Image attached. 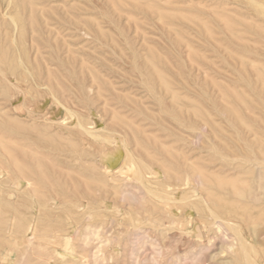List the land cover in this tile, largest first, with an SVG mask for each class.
Returning <instances> with one entry per match:
<instances>
[{
    "label": "rangeland",
    "instance_id": "1",
    "mask_svg": "<svg viewBox=\"0 0 264 264\" xmlns=\"http://www.w3.org/2000/svg\"><path fill=\"white\" fill-rule=\"evenodd\" d=\"M262 76L264 0H0V264H264Z\"/></svg>",
    "mask_w": 264,
    "mask_h": 264
},
{
    "label": "bare ground",
    "instance_id": "2",
    "mask_svg": "<svg viewBox=\"0 0 264 264\" xmlns=\"http://www.w3.org/2000/svg\"><path fill=\"white\" fill-rule=\"evenodd\" d=\"M260 5H261V4H260ZM155 68H156V67H155ZM156 69H157V68H156ZM33 70H34V68H33ZM262 77H263V76H262ZM263 78H264V77H263ZM262 82L264 83L263 80H262ZM55 83H56V82H55ZM26 94H27V93H26ZM236 96H237V95H236ZM240 98H241V97H240ZM243 100H244V99H243ZM23 103H24V102H23ZM65 109H66V108H65ZM65 111H66V110H65ZM79 127H80V126H79ZM85 127H86V126H85ZM87 130H89V129H87ZM84 132H85V131H84ZM90 133H92V132H90ZM86 134H87V133H86ZM93 134H94V133H93ZM96 134H98V133H96ZM89 135H90V134H89ZM98 135H99V134H98ZM92 136H93V135H92ZM93 137H94V136H93ZM95 139H96V137H95ZM105 140H106V139H105ZM0 141H1V140H0ZM2 142H3V141H2ZM2 142H1V143H2ZM3 146H4V145H3ZM4 147H5V146H4ZM8 147H9V146H8ZM2 148H3V147H2ZM7 149H8V148H7ZM239 158H240V157H239ZM133 164H134V163H133ZM133 164H132V165H133ZM137 166H138V165H137ZM135 167H136V166H135ZM133 168H134V167H133ZM128 169H130V168H128ZM138 169H139V168H138ZM28 170H29V168H28ZM136 170H137V169H136ZM130 171H133V170L130 169ZM139 171H140V170H139ZM134 172H136V171L134 170ZM134 172H133V173H134ZM129 173H130V172H129ZM136 174H137V173H136ZM139 174H140V173H139ZM139 174H138V176H139ZM133 175H134V174H133ZM141 175H142V174H141ZM136 177H137V176H136ZM138 179H139V178H138ZM159 199H160V198H159ZM208 209H210V208H207V210H208ZM210 210H212V209H210ZM208 211H209V210H208ZM211 212H212V214H214L215 211H211ZM211 212H210V213H211ZM215 216H217V215L215 214ZM219 216H220V215H219ZM224 223H225V222H224ZM229 223H230V222H229ZM231 228H233V226H232ZM229 229H230V228H229ZM236 229H237V228H235V231H237ZM239 231H240V230H239ZM27 232H28V231H27ZM23 233H24V232H23ZM235 234H237V233H235ZM237 235H239V233H238ZM29 236H30V235H29ZM29 236L27 235V237H29ZM239 237H241V236H239ZM239 237H238V238H239ZM242 237H243V236H242ZM236 238H237V237H236ZM28 239H29V241H30V238H28ZM65 239H66V238H65ZM243 239H244V237H243ZM62 240H63V239H62ZM11 241H12V240H11ZM64 241H65V240H64ZM238 241H239V240H237V242H238ZM244 241H245V240H244ZM62 242H63V241H62ZM239 242H240V247H241V250L243 251V257L245 258L246 263H247V264H252V262H251L250 259L248 258V253L246 252V249H245L243 243H242L241 241H239ZM245 242H246V241H245ZM13 244H14V243H13ZM67 244H68V243H67ZM244 244H245V243H244ZM9 246H10V245H9ZM14 246H15V245H14ZM67 246H68V245H67ZM67 246H66V247H67ZM240 247H239V248H240ZM9 250H10V249H9ZM8 252H9V251H8ZM55 255H56V253H55ZM23 256H24V254H23ZM23 256L21 255V258H23ZM50 256H51V255H50ZM57 256H58V255H57ZM3 257H4V256H3ZM55 257H56V256H55ZM251 257H252V256H251ZM47 258H48V257H47ZM49 258H50V257H49ZM49 258H48V259H49ZM252 258H253V257H252ZM52 259H53V258H52ZM2 260H3V259H2ZM252 260H253V259H252ZM20 261H21V260H20ZM27 261H28V260H27ZM46 261H47V260H46ZM245 261H244V262H245ZM25 262H26V261H25ZM61 262H62V261H61ZM18 263H19V262H18ZM18 263H16V264H18ZM48 264H49V263H48ZM254 264H255V263H254Z\"/></svg>",
    "mask_w": 264,
    "mask_h": 264
}]
</instances>
